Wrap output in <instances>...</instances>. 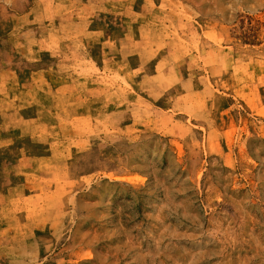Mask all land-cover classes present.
<instances>
[{"label":"rangeland","instance_id":"1","mask_svg":"<svg viewBox=\"0 0 264 264\" xmlns=\"http://www.w3.org/2000/svg\"><path fill=\"white\" fill-rule=\"evenodd\" d=\"M0 264H264V0H0Z\"/></svg>","mask_w":264,"mask_h":264},{"label":"crops","instance_id":"2","mask_svg":"<svg viewBox=\"0 0 264 264\" xmlns=\"http://www.w3.org/2000/svg\"><path fill=\"white\" fill-rule=\"evenodd\" d=\"M137 69H132V71H136ZM139 70V69H138ZM144 70V69H143ZM153 72H154V74H153V80H155V79H159L160 78V76H161V73L162 72H164L163 70H161V69H153ZM129 77V76H128ZM130 78V77H129Z\"/></svg>","mask_w":264,"mask_h":264}]
</instances>
